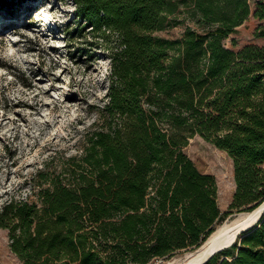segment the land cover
Instances as JSON below:
<instances>
[{"label": "trees", "instance_id": "trees-1", "mask_svg": "<svg viewBox=\"0 0 264 264\" xmlns=\"http://www.w3.org/2000/svg\"><path fill=\"white\" fill-rule=\"evenodd\" d=\"M75 1L97 37L116 36L109 103L83 158L40 171L38 200L6 202L0 230L22 264H148L197 250L228 216L215 178L184 152L191 139L232 159L231 211L264 203V0ZM180 15L196 28L155 35ZM206 264H264V215Z\"/></svg>", "mask_w": 264, "mask_h": 264}, {"label": "rangeland", "instance_id": "rangeland-1", "mask_svg": "<svg viewBox=\"0 0 264 264\" xmlns=\"http://www.w3.org/2000/svg\"><path fill=\"white\" fill-rule=\"evenodd\" d=\"M256 1L248 0L250 5ZM189 28L196 25L180 15L176 26L155 35L176 41ZM97 36L78 19L75 0H0V208L11 199L36 202L40 171L59 175L83 158L86 135L109 103L110 48L116 44V36L109 41ZM184 152L216 180L218 206L228 216L216 230L250 213L230 210L237 185L226 152L201 136ZM0 263L22 264L7 230H0Z\"/></svg>", "mask_w": 264, "mask_h": 264}, {"label": "bare ground", "instance_id": "bare-ground-1", "mask_svg": "<svg viewBox=\"0 0 264 264\" xmlns=\"http://www.w3.org/2000/svg\"><path fill=\"white\" fill-rule=\"evenodd\" d=\"M63 104L66 105V102ZM263 212L264 204L253 212L239 214L234 220H229L221 225L199 249L188 253L181 260L172 261L170 264H201L215 250L239 237L240 232L252 226Z\"/></svg>", "mask_w": 264, "mask_h": 264}, {"label": "water", "instance_id": "water-1", "mask_svg": "<svg viewBox=\"0 0 264 264\" xmlns=\"http://www.w3.org/2000/svg\"><path fill=\"white\" fill-rule=\"evenodd\" d=\"M263 217V215H261V217L250 227H248L247 229L243 230L240 232L239 236L246 233L248 230L252 229L254 226H256L259 221L261 220V218ZM242 240H240L241 243ZM238 242V237H236L233 241L225 244L224 246H222L221 248H218L217 250H215L204 262H202L201 264H206L208 263L212 258H214L216 255H219L221 253H223L224 251L232 248L233 246L236 245V243Z\"/></svg>", "mask_w": 264, "mask_h": 264}, {"label": "built area", "instance_id": "built-area-1", "mask_svg": "<svg viewBox=\"0 0 264 264\" xmlns=\"http://www.w3.org/2000/svg\"><path fill=\"white\" fill-rule=\"evenodd\" d=\"M159 260H164V259H158V258H156V259H153L152 261H150L148 264H158V261Z\"/></svg>", "mask_w": 264, "mask_h": 264}]
</instances>
